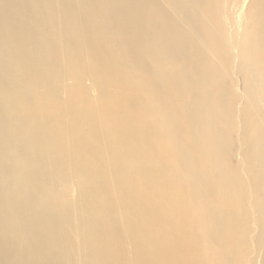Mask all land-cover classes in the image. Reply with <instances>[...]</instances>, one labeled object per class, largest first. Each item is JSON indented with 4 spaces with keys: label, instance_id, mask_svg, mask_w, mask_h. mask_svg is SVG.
Instances as JSON below:
<instances>
[{
    "label": "bare ground",
    "instance_id": "obj_1",
    "mask_svg": "<svg viewBox=\"0 0 264 264\" xmlns=\"http://www.w3.org/2000/svg\"><path fill=\"white\" fill-rule=\"evenodd\" d=\"M0 0V264H264V0Z\"/></svg>",
    "mask_w": 264,
    "mask_h": 264
},
{
    "label": "rangeland",
    "instance_id": "obj_2",
    "mask_svg": "<svg viewBox=\"0 0 264 264\" xmlns=\"http://www.w3.org/2000/svg\"><path fill=\"white\" fill-rule=\"evenodd\" d=\"M227 1L235 2V1H242V0H227ZM244 5H248V6H250L251 8H255V7H256L255 0H246V1L244 2Z\"/></svg>",
    "mask_w": 264,
    "mask_h": 264
}]
</instances>
